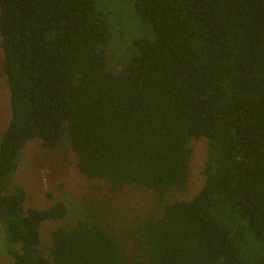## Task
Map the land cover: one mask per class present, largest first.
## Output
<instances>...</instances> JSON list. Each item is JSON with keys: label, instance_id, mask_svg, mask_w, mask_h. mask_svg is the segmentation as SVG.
Returning a JSON list of instances; mask_svg holds the SVG:
<instances>
[{"label": "trees", "instance_id": "trees-1", "mask_svg": "<svg viewBox=\"0 0 264 264\" xmlns=\"http://www.w3.org/2000/svg\"><path fill=\"white\" fill-rule=\"evenodd\" d=\"M152 38L118 71L94 0H0L10 117L0 137V247L11 264H264V0H133ZM68 143L86 179L151 191L162 206L124 251L95 214L25 206L8 182L25 142ZM206 141L190 199L191 142ZM52 199L50 193H46Z\"/></svg>", "mask_w": 264, "mask_h": 264}, {"label": "rangeland", "instance_id": "rangeland-1", "mask_svg": "<svg viewBox=\"0 0 264 264\" xmlns=\"http://www.w3.org/2000/svg\"><path fill=\"white\" fill-rule=\"evenodd\" d=\"M94 11L108 28V36L102 45L106 68L111 71L123 69L139 53L135 43L142 38H152L148 20L140 17L134 9L133 0H94ZM0 49V137L10 117L9 90L1 68ZM193 154L190 163L188 186L183 194L172 192L167 200L190 199L200 189L206 155V141L191 142ZM8 182L20 185L26 194L25 206L46 208L54 200L66 205L67 214L59 220H46L40 226V251L46 253L50 242V231L57 226L70 227L80 218L95 214L128 252L134 249L130 234L148 216H159L160 206L151 191L124 187L120 192H111L101 179H86L77 169V160L68 143L62 142L53 149L42 147L39 138H32L22 146L16 169ZM52 195V199L46 196ZM2 236L0 226V237ZM12 260L0 247V264H11Z\"/></svg>", "mask_w": 264, "mask_h": 264}]
</instances>
